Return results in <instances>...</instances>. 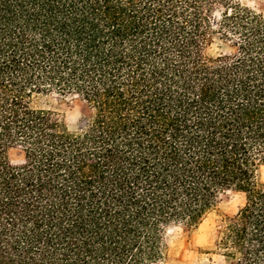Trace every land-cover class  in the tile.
Masks as SVG:
<instances>
[{"label":"trees","instance_id":"1","mask_svg":"<svg viewBox=\"0 0 264 264\" xmlns=\"http://www.w3.org/2000/svg\"><path fill=\"white\" fill-rule=\"evenodd\" d=\"M52 92L84 103L75 126L36 104ZM263 161V11L0 0V264H167V229L225 191L244 203L213 252L264 264Z\"/></svg>","mask_w":264,"mask_h":264},{"label":"rangeland","instance_id":"2","mask_svg":"<svg viewBox=\"0 0 264 264\" xmlns=\"http://www.w3.org/2000/svg\"><path fill=\"white\" fill-rule=\"evenodd\" d=\"M238 1L264 12V0ZM215 7L221 8L220 5ZM228 49L224 43L221 44V47L214 43L207 48V52L215 54ZM36 104L58 112L70 127L75 126L87 113L84 103L74 94L61 95L52 92L39 97ZM9 158L12 162L17 163L20 161L21 155L17 149H11ZM260 176L264 180V161L260 166ZM243 203L242 193L225 191L219 196L215 207L206 214L193 231H189L181 224L170 226L166 231V242L170 251V259L167 264H226L221 255L213 252L216 248L219 229L223 216L234 215Z\"/></svg>","mask_w":264,"mask_h":264}]
</instances>
